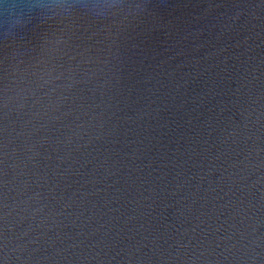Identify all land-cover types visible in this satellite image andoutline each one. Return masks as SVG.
Returning a JSON list of instances; mask_svg holds the SVG:
<instances>
[{
  "label": "water",
  "instance_id": "1",
  "mask_svg": "<svg viewBox=\"0 0 264 264\" xmlns=\"http://www.w3.org/2000/svg\"><path fill=\"white\" fill-rule=\"evenodd\" d=\"M0 264H264V0H0Z\"/></svg>",
  "mask_w": 264,
  "mask_h": 264
}]
</instances>
